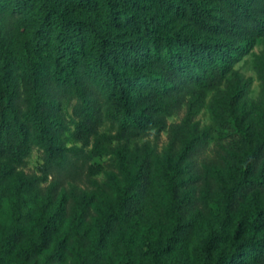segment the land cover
I'll return each mask as SVG.
<instances>
[{"label": "trees", "instance_id": "16d2710c", "mask_svg": "<svg viewBox=\"0 0 264 264\" xmlns=\"http://www.w3.org/2000/svg\"><path fill=\"white\" fill-rule=\"evenodd\" d=\"M259 104L264 0H0V264H264Z\"/></svg>", "mask_w": 264, "mask_h": 264}, {"label": "rangeland", "instance_id": "374dc122", "mask_svg": "<svg viewBox=\"0 0 264 264\" xmlns=\"http://www.w3.org/2000/svg\"><path fill=\"white\" fill-rule=\"evenodd\" d=\"M262 50V45L260 43H257L252 51L245 55L240 61H238L234 68L238 69L239 72H241L246 77H251L253 79L251 84V89L249 93V97L256 101L258 100L259 92L262 88V83L257 78V73L255 70L256 63H255V57L256 55H259ZM257 108H260V110L264 107L262 105H257ZM256 107V106H255ZM184 110H181L176 115L172 116L168 119V122H178L180 118L183 116ZM197 120H199L200 125H208L212 121V112L208 108H204L201 110V112L196 117ZM166 142V134L162 133L159 140V148ZM75 143L72 141L69 142L67 145L71 146ZM212 154V144L209 145V147L205 150L204 156H209ZM94 162L102 164V170L100 173L94 176L95 180L98 182L104 181L107 176L112 174L114 171H116L115 163L112 157H103L95 159ZM42 163V152L38 148H34L30 154V156L26 159L25 164L23 165L22 169L24 172L30 173V172H38V168ZM50 179V177H49ZM89 188H93L92 186ZM216 226L215 224H209L205 223L201 225L193 234L191 241L188 243L185 254L188 258L192 257L193 250L197 246V244L200 242V240L206 236L210 229L214 228Z\"/></svg>", "mask_w": 264, "mask_h": 264}]
</instances>
